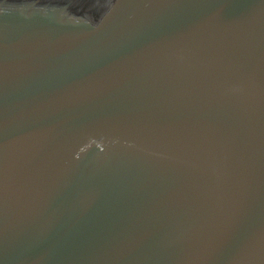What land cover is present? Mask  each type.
<instances>
[{
    "label": "water",
    "instance_id": "water-1",
    "mask_svg": "<svg viewBox=\"0 0 264 264\" xmlns=\"http://www.w3.org/2000/svg\"><path fill=\"white\" fill-rule=\"evenodd\" d=\"M165 10L0 0V264H264V0Z\"/></svg>",
    "mask_w": 264,
    "mask_h": 264
},
{
    "label": "snow or ice",
    "instance_id": "snow-or-ice-1",
    "mask_svg": "<svg viewBox=\"0 0 264 264\" xmlns=\"http://www.w3.org/2000/svg\"><path fill=\"white\" fill-rule=\"evenodd\" d=\"M152 3L161 5L165 8L156 18H154L145 33L139 37H133V43L146 42L154 39L158 36H162L172 30L177 26V9L183 5L186 0H151ZM59 75L72 78L77 74V70L72 67L56 70ZM4 134V129L0 126V137ZM5 174V164L2 159H0V187H2ZM250 226L247 223H242L241 228L236 235H234L230 240H227L224 246L220 249L216 256L217 264H228V261L232 255L240 247L242 239L247 235L248 228Z\"/></svg>",
    "mask_w": 264,
    "mask_h": 264
}]
</instances>
